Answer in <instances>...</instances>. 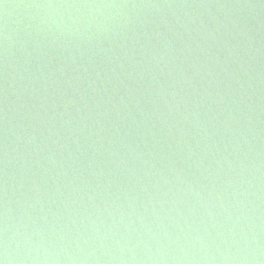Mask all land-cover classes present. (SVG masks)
Wrapping results in <instances>:
<instances>
[{"label": "water", "instance_id": "water-1", "mask_svg": "<svg viewBox=\"0 0 264 264\" xmlns=\"http://www.w3.org/2000/svg\"><path fill=\"white\" fill-rule=\"evenodd\" d=\"M0 264H264V0H0Z\"/></svg>", "mask_w": 264, "mask_h": 264}]
</instances>
